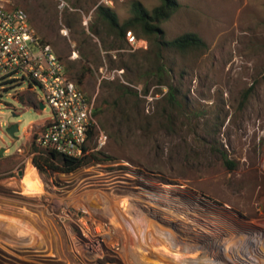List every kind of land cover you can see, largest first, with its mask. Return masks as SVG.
Returning a JSON list of instances; mask_svg holds the SVG:
<instances>
[{
  "label": "rangeland",
  "instance_id": "obj_1",
  "mask_svg": "<svg viewBox=\"0 0 264 264\" xmlns=\"http://www.w3.org/2000/svg\"><path fill=\"white\" fill-rule=\"evenodd\" d=\"M132 1L9 0L69 78L85 72L79 86L101 108L95 119L106 135L88 146L110 158L70 173L38 171L33 139L51 108L17 98L46 102L27 78L0 89V264H199L204 256L247 264L264 251V0H178L160 23L165 39L193 32L207 46L163 50L162 85L146 73L155 68L148 41L131 46L98 15L104 5L123 23ZM137 1L149 11L159 4ZM123 85L133 93L123 96ZM14 121L17 138L5 132ZM155 194L192 211L199 237L173 213L147 210ZM175 234L200 247L171 249Z\"/></svg>",
  "mask_w": 264,
  "mask_h": 264
},
{
  "label": "built area",
  "instance_id": "obj_2",
  "mask_svg": "<svg viewBox=\"0 0 264 264\" xmlns=\"http://www.w3.org/2000/svg\"><path fill=\"white\" fill-rule=\"evenodd\" d=\"M124 37L133 47L144 44L131 30ZM25 78L38 85L46 99H36L35 108L40 109L41 102L43 108L48 104L52 111L33 139L37 149L34 155L55 152L80 157L86 152L89 137L98 146L105 143L106 135L97 125L92 102L69 78L63 61L38 35L24 10L10 5L9 0H0V89ZM28 90L33 91L31 85ZM81 225L86 223L81 221Z\"/></svg>",
  "mask_w": 264,
  "mask_h": 264
},
{
  "label": "trees",
  "instance_id": "obj_3",
  "mask_svg": "<svg viewBox=\"0 0 264 264\" xmlns=\"http://www.w3.org/2000/svg\"><path fill=\"white\" fill-rule=\"evenodd\" d=\"M180 6L178 0H159V4L154 6L150 11L147 10L139 1L133 0L130 4V17L123 23L118 21L116 14L107 6L101 5L97 7L99 17L107 23L109 31L117 34L121 38H125V32L133 30L138 40L144 44L148 43L154 48V66L147 70L146 73L156 76L158 82L162 85L163 73H166L164 64L161 63L162 52L165 49H172L176 52L184 54L190 50H199L205 48L206 42L196 33L185 32L172 39H165L160 23L167 20ZM66 68V67H65ZM67 71V69H66ZM76 84L82 83L85 72L75 73ZM168 100L176 103V88L167 85ZM132 91L123 85L121 94L126 96L132 94ZM17 98L23 103L27 102L36 107V99L32 95H19ZM101 112L100 107H94V115ZM91 139V137H89ZM84 155L80 157H67L55 152L40 153L33 155L32 163L38 171L50 169L53 171L70 173L92 162H102L110 158L108 155L99 151H90V147H84ZM101 154L103 157H99ZM226 163H230L225 159Z\"/></svg>",
  "mask_w": 264,
  "mask_h": 264
},
{
  "label": "bare ground",
  "instance_id": "obj_4",
  "mask_svg": "<svg viewBox=\"0 0 264 264\" xmlns=\"http://www.w3.org/2000/svg\"><path fill=\"white\" fill-rule=\"evenodd\" d=\"M235 177V176H234ZM150 195V194H149ZM150 200V202L147 200H144L143 202H145L146 204H147V206H145L146 208H147V210H150L151 212H153V213H157V212H159V210H161V211H165L166 212V210L168 211V212H171V213H173V216H174V221L175 220H177V221H185V222H187L188 223V226L186 227H184V228H186V232H184V230H183V232L184 233H190V234H192L193 235V237H197L200 233H201V231L199 232V231H197V232H195L194 233V226H197V227H199L198 226V224H196V221L194 220V218H192V211H190V210H188V209H184V210H180L179 209V205L178 204H176V203H174V202H172V201H170V199H164L163 197H161V195H156L155 194V196H154V198H152V199H149ZM137 201V200H136ZM239 202H241V201H239ZM150 203V205H148ZM185 206V205H184ZM243 206V205H242ZM201 218V217H200ZM6 219V218H5ZM14 220V219H13ZM0 222H2L1 220H0ZM6 222H7V220H6ZM2 224H4V223H2ZM15 224V223H14ZM14 224H12V222L10 221L8 224H6V226L8 227V229L11 231V229L12 228H14L15 226H17V225H14ZM19 224V223H18ZM1 225V224H0ZM12 227V228H11ZM177 227V226H176ZM98 228V227H97ZM183 228V227H182ZM200 229V228H199ZM205 229V228H204ZM202 230V229H201ZM98 232V231H97ZM170 232H172V231H170ZM205 232H206V229H205ZM19 233V232H18ZM99 233V232H98ZM204 233V232H203ZM20 234V233H19ZM16 234H14V236H15ZM18 235V234H17ZM252 235V234H251ZM1 236V235H0ZM13 236V235H12ZM101 236V235H100ZM175 237L177 236V234H175L174 235ZM190 236V235H189ZM10 237V236H9ZM21 237H25V236H21ZM30 237V236H29ZM199 237V236H198ZM197 237V238H198ZM19 238V237H18ZM91 238V237H90ZM261 238V237H260ZM6 239V238H5ZM15 239V238H14ZM19 239H21V238H19ZM24 239V238H23ZM176 239H177V241H178V243H177V245H175V244H172V245H170L171 246V249H173L174 250V248L176 249V251H177V248H179L180 249V245H186V246H189V247H192V246H194V247H200L199 246V244H198V241H195V239H193L192 237H191V239L190 238H182V237H180V236H178V237H176ZM175 239V240H176ZM97 240H98V238H97ZM202 240V239H201ZM234 240V239H233ZM256 240H258V239H256ZM19 241V240H18ZM260 241V240H259ZM11 244L12 243H15L14 242V240L13 239H11L10 241H9ZM99 242V241H98ZM244 242V241H243ZM20 243H21V241H20ZM19 243V244H20ZM151 243V242H150ZM160 243V242H159ZM29 244V243H28ZM163 244V243H162ZM13 245V244H12ZM234 245V244H233ZM14 246V245H13ZM151 246V245H150ZM227 246V247H226ZM225 247L227 248V249H231L232 247H229L228 246V244L226 245ZM252 246V245H251ZM249 249V248H248ZM153 250V249H152ZM226 251V250H225ZM244 251V250H243ZM250 251V250H249ZM252 251V250H251ZM253 251H254V249H253ZM154 252V251H153ZM246 252V251H245ZM223 253V252H222ZM226 253V252H225ZM231 253V252H230ZM252 253V252H251ZM243 255V254H242ZM258 255V254H257ZM240 256V255H239ZM98 257V256H97ZM94 258V257H93ZM248 258H249V256H248ZM251 258H253V259H251ZM257 260V263L256 262H254V257H250L249 259H245V261H247L246 263L247 264H261V262L264 260V251H262V253H261V255H259V257H258V259L256 258L255 259V261ZM178 261V260H177ZM198 262H200L199 264H222L221 262H220V260L218 261L215 257L214 258H212V257H210V256H204L203 258H201V259H199L198 260ZM197 262V263H198ZM143 264V263H142ZM147 264V263H146ZM190 264V263H189ZM262 264H264V263H262Z\"/></svg>",
  "mask_w": 264,
  "mask_h": 264
},
{
  "label": "water",
  "instance_id": "obj_5",
  "mask_svg": "<svg viewBox=\"0 0 264 264\" xmlns=\"http://www.w3.org/2000/svg\"><path fill=\"white\" fill-rule=\"evenodd\" d=\"M39 108L42 109L43 108V104L40 102L39 103ZM19 130V122L18 121H14L9 123L6 128H5V132L12 138H17L15 136V133ZM3 149L0 150V155H1V151Z\"/></svg>",
  "mask_w": 264,
  "mask_h": 264
},
{
  "label": "crops",
  "instance_id": "obj_6",
  "mask_svg": "<svg viewBox=\"0 0 264 264\" xmlns=\"http://www.w3.org/2000/svg\"><path fill=\"white\" fill-rule=\"evenodd\" d=\"M28 128H30V127H27V128L25 129V132L27 131Z\"/></svg>",
  "mask_w": 264,
  "mask_h": 264
}]
</instances>
